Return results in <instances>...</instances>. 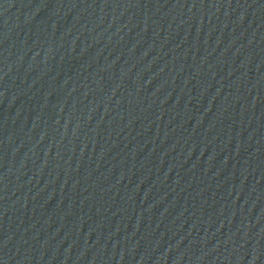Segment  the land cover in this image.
Wrapping results in <instances>:
<instances>
[{
  "label": "water",
  "instance_id": "water-1",
  "mask_svg": "<svg viewBox=\"0 0 264 264\" xmlns=\"http://www.w3.org/2000/svg\"><path fill=\"white\" fill-rule=\"evenodd\" d=\"M0 264H264V0H0Z\"/></svg>",
  "mask_w": 264,
  "mask_h": 264
}]
</instances>
